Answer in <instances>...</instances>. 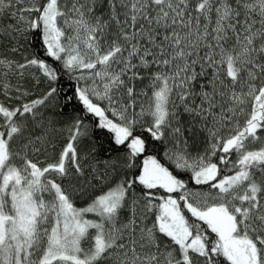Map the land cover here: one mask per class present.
<instances>
[{
	"label": "snow or ice",
	"instance_id": "6c2138e0",
	"mask_svg": "<svg viewBox=\"0 0 264 264\" xmlns=\"http://www.w3.org/2000/svg\"><path fill=\"white\" fill-rule=\"evenodd\" d=\"M0 264H264V0H0Z\"/></svg>",
	"mask_w": 264,
	"mask_h": 264
},
{
	"label": "trees",
	"instance_id": "16d2710c",
	"mask_svg": "<svg viewBox=\"0 0 264 264\" xmlns=\"http://www.w3.org/2000/svg\"><path fill=\"white\" fill-rule=\"evenodd\" d=\"M66 86V85H65Z\"/></svg>",
	"mask_w": 264,
	"mask_h": 264
}]
</instances>
